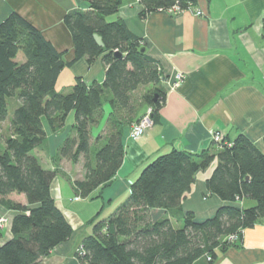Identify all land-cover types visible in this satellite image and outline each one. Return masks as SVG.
Wrapping results in <instances>:
<instances>
[{
    "label": "trees",
    "instance_id": "16d2710c",
    "mask_svg": "<svg viewBox=\"0 0 264 264\" xmlns=\"http://www.w3.org/2000/svg\"><path fill=\"white\" fill-rule=\"evenodd\" d=\"M85 1L88 10L68 12L63 23L71 34L73 62L85 59L90 65L101 57L106 71L100 83L88 85L78 77L67 90L56 91L60 73L71 63L19 14L10 13L0 23V124L9 123L8 135L0 128V205L17 213L10 221L11 238L0 246V264H37L72 234L50 194L57 170L44 169L31 154L45 141V128L60 134L73 114L71 134L52 158L73 164L82 158L84 175L72 188L83 199L112 184L123 161L125 129L143 115L136 116L139 102L152 107L154 122L161 106L157 64L140 52L143 43L122 20H108L123 0ZM138 1L143 7L141 19L175 5L185 11L196 4V0ZM93 35L101 38L103 47ZM19 54L22 62L17 61ZM148 86L137 102L135 92ZM105 91L111 95L110 111L103 120ZM214 145L220 148L218 153L171 150L148 163L131 184L127 199L82 238L75 253L79 264H196L199 260L213 264L216 250L235 245L238 241H230L231 236L239 235V240L242 231L264 217V152L241 134L229 144ZM214 159L216 167L206 180L209 194L230 204L247 199L253 205L222 206L213 217L199 222L181 202L195 173ZM13 193L24 195L27 205L8 200ZM152 210L163 211L164 217L152 221Z\"/></svg>",
    "mask_w": 264,
    "mask_h": 264
},
{
    "label": "crops",
    "instance_id": "0c3cea01",
    "mask_svg": "<svg viewBox=\"0 0 264 264\" xmlns=\"http://www.w3.org/2000/svg\"><path fill=\"white\" fill-rule=\"evenodd\" d=\"M142 8L138 0H123L108 20H122L159 68L157 88L162 102L156 121L136 141L129 139L125 129L121 139L123 161L112 184L95 189L83 199L72 188V181L81 180L84 175L82 158L75 164L77 177L62 171L59 165L64 162L52 158L71 131L73 117L68 115L60 134L45 128V141L31 154L44 169L59 171L51 182L50 194L72 234L37 264H79L75 252L82 238L91 235L93 224L107 219L127 199L129 188L142 169L160 155L171 150L199 154L211 149L218 153L220 148L213 146L212 132H220L228 144L241 134L264 152V0H196L192 10H163L141 19ZM87 10L85 0H0V23L10 13H17L63 54V60L71 65L60 73L55 90L65 91L78 77L88 85L104 80L106 67L101 57L90 65L85 59L73 62L71 34L63 23L68 12ZM194 10L202 15L196 16ZM17 61L22 62L23 58L18 55ZM178 75L182 76L181 81L176 80ZM144 92L138 96L135 93L137 102ZM110 96L108 91L103 94V120L110 111ZM145 108L139 102L136 116L142 115ZM103 122L92 129V136ZM216 163L214 159L207 168L195 173L181 202L183 210L192 212L199 222L213 217L222 206L253 205L247 199L230 204L209 194L206 180ZM7 199L27 205L24 195L13 193ZM16 214L0 205V216L7 218L0 229V246L11 238L10 221ZM150 217L157 221L164 217V212L152 210ZM215 252L213 264H264V217L245 229L235 245ZM196 264L205 262L199 260Z\"/></svg>",
    "mask_w": 264,
    "mask_h": 264
},
{
    "label": "built area",
    "instance_id": "2783aa9c",
    "mask_svg": "<svg viewBox=\"0 0 264 264\" xmlns=\"http://www.w3.org/2000/svg\"><path fill=\"white\" fill-rule=\"evenodd\" d=\"M192 9L193 8H190L188 10H192ZM166 11H168L170 13H180L181 12V10L179 9V7L177 5L169 8ZM194 13L196 16L202 15L201 11H199V10H194ZM181 79H182L181 75H178L176 77V80H178V81H181ZM152 113H153L152 107H150V106L146 107L141 118L137 122H135L131 125L130 129L128 130V137L131 140L136 141L145 133L146 130H148L149 128H151L153 126L154 120L152 118ZM211 138L215 144H222L225 142L224 137L220 132H212ZM6 223H7V219L4 216H0V229ZM238 236L239 235H233L229 238V240L232 242H236V241H238ZM207 260L209 261V258H207Z\"/></svg>",
    "mask_w": 264,
    "mask_h": 264
},
{
    "label": "rangeland",
    "instance_id": "374dc122",
    "mask_svg": "<svg viewBox=\"0 0 264 264\" xmlns=\"http://www.w3.org/2000/svg\"><path fill=\"white\" fill-rule=\"evenodd\" d=\"M20 55V57H21V59L23 58V56H22V54H19ZM144 88H146V90L145 91H147L148 89H149V86L148 87H141V88H139L135 93H136V95L138 96V95H140V94H142L143 92H144ZM145 93V92H144ZM71 116L73 117V114L71 113ZM68 122H70L71 121V118H68V120H67ZM8 125H9V123L8 122H2L1 124H0V128H1V132H2V134L3 135H7L8 134ZM68 129V128H67ZM67 129H66V132H67ZM69 133L71 134V132L69 131ZM63 141V140H62ZM92 142V141H91ZM62 143V142H61ZM1 145V144H0ZM93 146V145H92ZM59 148V147H58ZM2 149V146H0V150ZM54 156V155H53ZM54 161H56V160H54ZM59 162H64L62 165H59L60 167H62V171H65V173H69L68 175H71V176H73V175H75V177H77V176H79L78 174H77V166L75 165L76 163H71V161L70 160H66V159H60V161ZM71 163V164H70ZM82 164H83V162H82ZM71 166H72V169H71ZM57 172H59L58 170H57ZM73 182L74 181H72V184H73ZM5 217V216H4ZM6 218V217H5ZM7 219V218H6ZM97 220H100V219H97ZM3 228V227H2ZM79 247V246H78ZM76 253V252H75Z\"/></svg>",
    "mask_w": 264,
    "mask_h": 264
},
{
    "label": "water",
    "instance_id": "95a60500",
    "mask_svg": "<svg viewBox=\"0 0 264 264\" xmlns=\"http://www.w3.org/2000/svg\"><path fill=\"white\" fill-rule=\"evenodd\" d=\"M93 39H94L95 43H96L99 47H103V43H102L101 38H100L99 36H97V35H93ZM144 50H145L144 47H142V48L140 49V52L143 53ZM116 55H117L118 57H120V54H119V53H117ZM156 99H157V95L154 96V99H153V102H154V103H155ZM246 179H248V178H246Z\"/></svg>",
    "mask_w": 264,
    "mask_h": 264
}]
</instances>
